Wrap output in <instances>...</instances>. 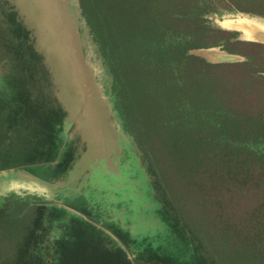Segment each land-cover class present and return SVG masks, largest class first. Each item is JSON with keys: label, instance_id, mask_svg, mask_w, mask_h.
Returning a JSON list of instances; mask_svg holds the SVG:
<instances>
[{"label": "rangeland", "instance_id": "obj_1", "mask_svg": "<svg viewBox=\"0 0 264 264\" xmlns=\"http://www.w3.org/2000/svg\"><path fill=\"white\" fill-rule=\"evenodd\" d=\"M65 6L90 73L93 111L103 108V116L94 113L102 128L90 140L68 119L46 67L34 64L30 31L15 26L21 14L14 1L0 0V118L19 100L36 103L35 117L50 134L45 143L57 145L44 160L26 141H11L7 155L1 152L0 264H16V248L34 224L28 251L33 247L41 264L115 255V246L100 249L98 228L74 222L59 204L123 231L130 248L123 264H152L150 252L167 247L187 257L185 237L176 233L177 243L168 242L166 229L174 227L167 219L201 239L207 264H256L253 249L264 245V166L231 135L258 137L248 148L264 156V41L256 37L264 33V0H65ZM161 43L168 47L159 51ZM174 50L184 52L182 60ZM220 53L240 60L208 59ZM50 108L59 115L56 130ZM223 113L230 132L219 151L200 122L216 124ZM2 130L1 149L9 139Z\"/></svg>", "mask_w": 264, "mask_h": 264}, {"label": "water", "instance_id": "obj_2", "mask_svg": "<svg viewBox=\"0 0 264 264\" xmlns=\"http://www.w3.org/2000/svg\"><path fill=\"white\" fill-rule=\"evenodd\" d=\"M11 1H14V6L21 14V21L19 22L23 30L26 29L30 31V40L28 42L32 45V49L37 55V60H35L36 65L46 67L45 70H47L49 75L48 79L50 80L48 83L51 82L60 90V95L56 96V98L67 106L64 111L67 110L66 114L68 119L77 121L76 129L78 131L83 132L85 130L88 134L91 133L90 140L96 138V135H100L98 132L101 131L100 129L102 126L96 120L94 113L98 116L102 113L103 116V108L102 110L98 108V111H93V109L95 110L96 104L94 103L96 102V98L94 97L95 94L91 84L90 73L86 63L80 55V45L76 38L75 26L72 17L68 14L65 0H10V2ZM256 37L264 41V33H258ZM195 54L203 56L199 52ZM208 59L214 62H228L238 61L240 57L220 53L214 57L209 55ZM2 81V76H0V82ZM76 115H79V117ZM84 142L90 148L94 146V144L89 145L87 141ZM99 146L101 148V144H99ZM95 162L99 163L102 161L96 160ZM112 174L113 173L107 170L106 175L108 177H113ZM55 206L95 226L103 234L109 236L118 247L126 251L122 242L112 233L111 229L108 230V228L105 229L102 226L92 223L83 213L77 212L74 209L61 206L60 204ZM166 236L169 243H177L178 239L175 237V230L171 233L166 229ZM130 237L134 240L137 239L136 236L130 235ZM170 239H172L173 242H170ZM152 242L154 241L152 240ZM149 244L152 246L151 242H149ZM156 244H159L161 247L164 246L159 242ZM160 250L159 254L162 257H166L170 262L178 263L181 256L176 255L178 253L174 249L167 247V249L162 248Z\"/></svg>", "mask_w": 264, "mask_h": 264}, {"label": "trees", "instance_id": "obj_3", "mask_svg": "<svg viewBox=\"0 0 264 264\" xmlns=\"http://www.w3.org/2000/svg\"><path fill=\"white\" fill-rule=\"evenodd\" d=\"M15 26H17L19 31L20 30L23 31V28H22L20 23H17ZM158 45L160 48L159 51H161L164 47L167 46V45L165 46L163 43L158 44ZM174 51L175 52L173 54H171L172 57L174 59H177V60H182V57L184 56V52L180 55L181 52L179 50H177V51L174 50ZM161 55L163 56L164 54L161 53ZM161 55H160V57L162 60ZM167 55H169L168 50H166V56ZM33 57L35 58V60H37L36 54ZM155 59H157V58L155 57ZM34 64H36L35 61H34ZM43 70H42L41 74L45 76L46 72H45V70L44 71ZM34 75H33V77H34ZM1 92L2 91H0V96L3 97V94ZM19 102L21 105L16 104L13 108L14 112L11 111L10 112L11 114H8V113L5 114V121H7L6 117L10 115L11 117H13V118H11V120L13 122L11 121L7 124V122L5 123V121H3L0 118V127L3 128L2 132H5L6 136H8V138H9L6 142V145L3 144V146H1V147H3L4 150L0 148V158H1V152L6 153V155H7L8 150L6 148H7L8 144H10V145L12 144L11 141L13 143H16L19 141L20 142L26 141L30 144V151L37 154L38 160H44V158L46 156H51L53 152H56V149H57L56 146L57 145L54 143H53V145L45 143V139L47 140V143H48V141H50V138H48V139L46 138L47 136H50V134H48V129L44 128L45 125L44 124L42 125V122H40V118L37 116L35 117V114L37 113L36 110L38 109V107L35 105L36 103L28 105L30 103L29 101L23 102V101L19 100ZM42 102L45 104V101L43 99H42ZM24 106L27 108L26 110H23ZM49 111L53 115L52 120H50V127H52L53 130H56L55 127H57V126H56V123H54L53 121H56V118L59 119V115H57V116L55 115L58 112H56L54 108L52 111L50 108ZM202 116H203V114H202ZM227 117H228V115L226 113H223V115L221 116V119L216 124L213 120H209V122H207V120L201 119L200 123H202V126L200 129H202L203 131H207V134H204V135L208 136L210 141L215 142V149L216 150H219L220 148H222V146H225L224 141L226 140L227 134H229V132H230L228 129V120L230 119V117H228V118ZM225 118H227V119H225ZM203 123H204V126H203ZM6 124H7V126H5ZM46 126H47V124H46ZM258 127L262 128V124L257 123L256 129ZM41 129H44V130L42 131ZM263 131H264V128H263ZM247 135H248V133L242 135V137H240L241 139L239 141L235 135H231V136L236 138L235 144L238 147V149H240L244 154L250 155V153H251L252 155H255L258 164H262V166H264L263 165L264 164V156L258 154L253 148L252 149L248 148L249 142L254 141L256 138L259 141V138L258 137L253 138V137H249ZM252 135H254L253 132H252ZM243 137H245V138H243ZM42 139L44 140V143L43 142L41 143ZM2 161L3 160L0 159V167L2 166L1 165ZM4 166H6V165H4ZM10 166H14V165L9 164L8 167H10ZM41 170L44 171L43 174L46 175V177H48V175L46 174L48 169L46 167H43ZM42 171H40V172L42 173ZM152 188L155 190V188L153 186H152ZM39 208L40 209L44 208V206L38 207L37 209H39ZM38 216H39V214H37L36 217H38ZM166 216H168V214ZM166 218H168V217H166ZM167 220L172 223L176 233H178L179 235H182L183 237H185L187 239V241L189 243V251L186 254L187 257H180L178 263H173V262H170L169 259H167L166 257L165 258L162 257L159 254V252L157 253L156 250H154V252H150V253H154V258H152L153 259L152 264H155V263L158 264L157 261H161L163 264H207V261H208L207 256L208 255L205 254V252H206L205 250H204L205 251L204 252L203 250L200 249L202 246L201 239L199 237L197 238L196 236H195V238H193L194 237L193 233L189 234V233H187L185 228H183V227L180 228L179 225H177L175 227L171 220H169V219H167ZM74 222H81V223L87 224L86 222H84L83 219L76 218V217H74ZM34 227H35V224L33 225V229H34ZM33 229L31 226L26 231V234L23 236L21 243L16 248L15 257H14V260L16 259V262H15L16 264H41L39 261L36 262V259H38V257L34 256L35 254L33 251V247H31L30 250L28 251V248L30 247V244H31V235L33 233ZM114 231H112V233L122 242L126 251H124L120 247H118V245L109 236L102 233V235L104 236V241H101L100 249L104 250L105 247H107V246L112 247V248L115 246V250H116L115 255H114V252H113V255L110 252H107L105 255L103 253L102 256H98V260H96L97 262L84 261V264H123V263H121L122 255L124 257H125V255H127V257H128V252L130 249V248L128 249L129 243L127 242V239L124 240L123 231H121L120 229H118V230L115 229ZM64 242H66V243H64ZM141 242L142 241L137 242L135 240L136 246H138ZM62 243L64 245V246H62V248L68 247L67 246V243H68L67 240L62 241ZM140 245H142V243ZM146 248H149V250H152L153 246H151L149 243H147ZM197 249H198V251H197ZM144 253H146V252H144ZM253 254H254V260H255L256 264H264V245L261 248H254ZM133 259L136 261L138 260V258H136V257H133ZM154 260H156V261H154ZM11 262H12V260H11ZM64 264H80V261L73 262V261L67 260Z\"/></svg>", "mask_w": 264, "mask_h": 264}, {"label": "bare ground", "instance_id": "obj_4", "mask_svg": "<svg viewBox=\"0 0 264 264\" xmlns=\"http://www.w3.org/2000/svg\"><path fill=\"white\" fill-rule=\"evenodd\" d=\"M226 25H227V24H226ZM240 25H241V24H240ZM229 26H230V25H229ZM224 27H225V26H224ZM232 27H233V26H232ZM237 27H239V26H237ZM241 27H242V26H241ZM241 27H240V28H241ZM247 27H248V26H247ZM247 27H246V28H247ZM227 28H228V27H227ZM242 28H243V27H242ZM254 29H255V28H254ZM239 30H242V29H239ZM247 30H248V29H247ZM250 30H251V29H250ZM250 30H248V32H250ZM244 31H245V30L243 29V32H244ZM259 31H260V30H259ZM248 32H247V33H248ZM262 32H263V31H262ZM244 33H245V32H244ZM249 34H251V32H250ZM246 35H247V34H246ZM250 36H251V35H250ZM249 39H250V38H249ZM206 52H207V51H206ZM203 53H204V52H203ZM211 54H212V53H211ZM211 54H210V55H211ZM208 57H209V56H208ZM212 57H213V56H212Z\"/></svg>", "mask_w": 264, "mask_h": 264}]
</instances>
